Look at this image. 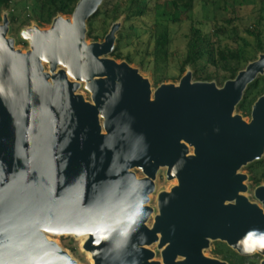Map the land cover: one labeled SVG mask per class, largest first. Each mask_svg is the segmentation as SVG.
Returning <instances> with one entry per match:
<instances>
[{"label":"water","instance_id":"1","mask_svg":"<svg viewBox=\"0 0 264 264\" xmlns=\"http://www.w3.org/2000/svg\"><path fill=\"white\" fill-rule=\"evenodd\" d=\"M101 3L79 0L71 19L23 29L24 53L7 37L2 15L0 264H76L45 234L86 235L82 249L93 264H227L204 256L213 241L264 257L257 242L264 188L255 191L260 209L245 197L239 174L264 154V93L248 123L235 113L246 87L264 74V54L222 87L187 71L177 85L152 92L138 69L107 57L118 22L101 43H86V22ZM80 83L91 103L76 94ZM162 162L177 185L158 195L148 228V196ZM134 167L148 179L137 180L128 171ZM154 243L161 261L147 249Z\"/></svg>","mask_w":264,"mask_h":264},{"label":"trees","instance_id":"2","mask_svg":"<svg viewBox=\"0 0 264 264\" xmlns=\"http://www.w3.org/2000/svg\"><path fill=\"white\" fill-rule=\"evenodd\" d=\"M79 0H0V22L2 15L7 12L9 26L15 24L18 8L27 12V17L21 23L23 28L34 20L39 26H50L57 16L69 17L72 15ZM185 0H164L150 6L149 0H127L124 11L119 12L118 4H111L112 0H104L101 8L86 22L87 39L97 41L93 36V23L102 17L106 25L107 19H111V26L125 15L124 21L132 18L145 17L152 14L155 18V26L151 32L152 47L145 50L146 57L153 59L154 68L157 70L160 63L167 60L172 39L169 25H179L182 22L188 24L187 33L184 35L185 53L180 63V73L187 70L192 73L193 81L217 82L233 80L237 74L244 70L250 62L257 60L259 54H264V0H259V6L253 15L248 17L250 25L242 29L240 5L237 0H191L190 8L185 7ZM196 1L200 4L199 15H194ZM201 2V3H199ZM221 5V6H219ZM111 9H110V7ZM217 7V8H216ZM223 11L227 16L220 22H215L216 16L212 11ZM9 13V14H8ZM208 13H212V33L209 38L200 28ZM131 28V27H130ZM22 31V30H21ZM109 30L104 31V37ZM215 38V41H212ZM122 30L117 32L113 52L110 57L115 61H124L129 65L133 60L131 56L122 55L120 44ZM212 68L214 71H209ZM162 78H155L154 85L161 84ZM222 84V85H223ZM221 86V85H220ZM264 93V75L258 76L250 83L243 93L242 99L236 106V112L244 117H250L254 103ZM251 174L250 180L258 185L264 179V157L252 162L248 166ZM221 249L214 250L216 256H221V261L227 264H254L249 258L238 255L225 243H216Z\"/></svg>","mask_w":264,"mask_h":264},{"label":"rangeland","instance_id":"3","mask_svg":"<svg viewBox=\"0 0 264 264\" xmlns=\"http://www.w3.org/2000/svg\"><path fill=\"white\" fill-rule=\"evenodd\" d=\"M113 2L111 4H118L119 5V12L124 11L125 6L127 4V0H112ZM150 6L154 7L156 3H161L164 0H149ZM201 1V0H200ZM190 2L191 0H185L182 2V4L190 8ZM104 3V0H102L101 5L99 6V9L101 8L102 4ZM201 3V2H199ZM237 3L240 5L239 15L241 16V24L240 27L243 29L244 26L248 27L250 25V21H248V17L253 15V12H255L259 6V0H237ZM221 6V5H219ZM110 7V6H109ZM217 8V7H216ZM212 11V13L215 14L216 19L215 22H220L222 18L226 17L227 15L223 13V11L216 9ZM111 9V7H110ZM200 4L196 1L195 7H194V15H199L200 13ZM7 13V12H5ZM16 15H18V20L15 24L9 26V31L7 34L8 38H11L15 42V48L17 50H21L23 53L29 50V45L26 41L22 40L20 37V32L23 29L30 28L33 26H38L41 30H46L50 26L48 25H42L39 26L38 23L34 20L30 21L27 26H22V22L27 17V12L21 11V8H18V11L15 12ZM212 13H208L207 20L204 19V23L200 28L202 29L203 33L207 35L209 38L211 37L212 33V26L211 22L213 21L211 19ZM9 14V13H8ZM64 18H71V16ZM125 15H121L120 18L116 22L120 24V29L118 32L122 30V40L120 44V50L122 52V55H130L131 59L133 60L131 67L138 69L139 73L142 75V77L148 79V81L151 84V90L152 92L156 89L157 85H154L155 78H162V84H174L177 85L182 78L184 74L180 73V63L183 59L184 53H185V40L184 35L187 33L188 24L185 22H182L179 25H169V32L172 39V43L169 47V55L166 61L160 63L159 69L154 68L153 59L150 57H146L145 50L150 47H152L153 43L151 40V32L154 29L155 26V18L152 14H149L145 17H138V18H132L129 21H124ZM104 20L102 17L96 19L93 23V36L97 37L96 42H102L104 40V31L109 30L111 27V19H107V23L105 25ZM1 23V22H0ZM131 27V28H130ZM212 41H215V38H212ZM93 39H87L86 43H92ZM111 58L110 56H107ZM120 62V61H117ZM44 70L48 72V66L46 64L43 65ZM58 69H61V67H58ZM209 71H214L212 68L209 69ZM191 72V71H190ZM264 75V74H263ZM219 84L218 87H222L223 80L217 82ZM221 85V86H220ZM76 94L82 95L83 98L91 103V95L84 89V83H80V88L76 92ZM237 113V112H235ZM237 114H241L240 112ZM250 117H244V120L249 122ZM193 153V149L190 148L189 154L191 155ZM251 164V163H250ZM245 165L239 170V174L247 175L248 174V166ZM136 175L140 178L142 174L138 171H135ZM144 177V176H143ZM155 190L150 195L148 206L153 209L152 214L150 215L149 219L146 222V226L148 228H152L154 224V218L158 215V208H157V196L161 192H169L173 187L177 185L176 180L168 181L165 178V169H160L155 180H154ZM244 185L246 187H249V191L245 193L244 195L246 197H250L252 203H258L255 198L252 196V190L254 189L252 182L245 181ZM55 240L58 242L59 246L67 251L73 259H75L78 264H93L92 260L90 259V255L86 253L82 249L83 242L85 239L82 238H74L73 236H59L55 238ZM220 241H213L210 242L209 247L204 250V255L208 256L210 258L221 260V256H216L214 254V250H220L221 248L216 244ZM147 249L151 250L155 253L154 260L155 261H161L160 257V251L157 250V243L152 244ZM255 255V254H254ZM253 256V255H252ZM178 260L181 261L182 258L178 257ZM251 260L254 264H260L262 261H264L263 256L258 257H251Z\"/></svg>","mask_w":264,"mask_h":264},{"label":"flooded vegetation","instance_id":"4","mask_svg":"<svg viewBox=\"0 0 264 264\" xmlns=\"http://www.w3.org/2000/svg\"><path fill=\"white\" fill-rule=\"evenodd\" d=\"M160 86V85H159ZM157 88V87H156ZM79 90V89H78ZM77 90V91H78ZM85 100V99H84ZM86 101V100H85ZM244 119V118H243ZM249 119H251V115H250V118ZM262 157H264V154L262 155ZM248 168V167H247ZM160 169H165V178H166V180H168V181H171V180H176V182H177V179H175V178H172L171 180H169L168 178H167V170H168V166H166L165 168H160V167H157L156 168V171H155V178H156V176H157V174H158V172H159V170ZM135 171H138V173L140 172L141 174H142V176L139 178L138 177V175H136V172ZM249 171V170H248ZM130 172H132L133 174H134V176H135V178L137 179V180H142V179H146V178H148L146 175H145V173L139 168V167H136V168H134L133 170H131ZM144 176V177H143ZM246 176V180L247 181H249V182H252L251 180H250V176H251V174H250V172H248V174L247 175H245ZM155 178H154V180H155ZM245 182V181H244ZM155 183V182H154ZM252 185H253V187H254V189L252 190V196H253V198H255V191H256V189L257 188H260V187H262V188H264V179L262 180V181H260V183L258 184V185H255L253 182H252ZM246 187V186H245ZM154 190H155V185H154ZM247 191H249V187H246V191H245V193H247ZM170 192V191H169ZM162 193V192H161ZM150 195H152V194H150ZM246 197V196H245ZM150 197H148V199H149ZM247 199L249 200V202L250 203H252V201H251V198L250 197H247ZM256 199V198H255ZM157 201H158V196H157ZM256 201H258L257 199H256ZM149 203V202H148ZM252 204H256V205H258L259 207H260V209H262L263 208V204L260 202V201H258V203H252ZM147 206H148V204H147ZM149 207V206H148ZM152 209V208H151ZM153 210V209H152ZM223 243V242H222ZM259 256H261V255H258V254H253V256H248V257H246V258H249L250 260H251V257H258L259 258ZM221 261V260H220ZM252 261V260H251Z\"/></svg>","mask_w":264,"mask_h":264},{"label":"bare ground","instance_id":"5","mask_svg":"<svg viewBox=\"0 0 264 264\" xmlns=\"http://www.w3.org/2000/svg\"><path fill=\"white\" fill-rule=\"evenodd\" d=\"M71 19V18H70ZM62 24L64 25V24H66L65 22H62ZM70 25H72V21H71V23H70ZM101 43V42H100ZM241 85V82H240V84L236 87L238 90H240L239 89V86ZM245 121V120H244ZM246 123H248L247 121H245ZM182 143H184L183 141H181ZM186 146H188L187 144H185ZM191 148V147H190ZM190 151V150H189ZM192 155V154H191ZM149 163L151 164V163H153V161H149ZM163 163V165H161V166H158V167H160V168H165L166 167V165H168L166 162H162ZM146 163H144L143 165H145ZM134 168H136V167H134ZM134 168H130L128 171H131V170H133ZM146 179H148V178H146ZM148 181H150V180H148ZM244 184V183H243ZM264 191V190H263ZM262 191V192H263ZM264 193V192H263ZM242 196H244L243 194H241ZM148 197H150V195L148 196ZM46 235V239H47V241L49 242V243H54L58 248H60V250L63 252V253H66V254H68V255H70L67 251H65V250H63L60 246H59V244H58V242L55 240V238H57V237H59V236H70V237H72V235H66V234H63V235H49V234H45ZM80 238H82V239H87V236L85 235V236H82V237H80ZM166 246H168V245H166ZM89 254V253H88ZM90 255V254H89ZM205 256V255H204ZM206 258H209V259H211L210 257H208V256H205ZM70 258L71 259H73L72 258V256L70 255ZM90 259H91V256H90ZM74 261H76L75 259H73ZM93 262V261H92ZM76 264H78V262L76 261Z\"/></svg>","mask_w":264,"mask_h":264},{"label":"clouds","instance_id":"6","mask_svg":"<svg viewBox=\"0 0 264 264\" xmlns=\"http://www.w3.org/2000/svg\"><path fill=\"white\" fill-rule=\"evenodd\" d=\"M255 234H256L255 232H252V233L249 234V237H252V236H254ZM257 242H258L259 244H261V246L264 245V234H262V235H260V236L258 237ZM246 251H249V250L246 249Z\"/></svg>","mask_w":264,"mask_h":264},{"label":"snow or ice","instance_id":"7","mask_svg":"<svg viewBox=\"0 0 264 264\" xmlns=\"http://www.w3.org/2000/svg\"><path fill=\"white\" fill-rule=\"evenodd\" d=\"M249 239H251V237H249ZM262 246H264V245H262Z\"/></svg>","mask_w":264,"mask_h":264}]
</instances>
